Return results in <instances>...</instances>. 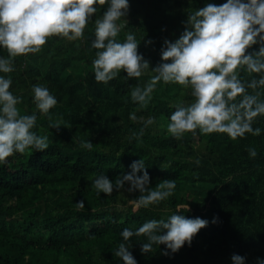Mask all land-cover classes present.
<instances>
[{
    "label": "trees",
    "instance_id": "obj_1",
    "mask_svg": "<svg viewBox=\"0 0 264 264\" xmlns=\"http://www.w3.org/2000/svg\"><path fill=\"white\" fill-rule=\"evenodd\" d=\"M225 2L129 0L128 14L118 22L127 23L117 39L123 42L126 33H133L140 41L139 53L153 68L161 62L164 40L175 41L183 32L188 13ZM106 7L98 8L97 16ZM94 19L83 40L51 37L40 53L15 58L12 73H0L11 77L10 91L21 98L20 113H36L33 131L49 138L46 150L28 149L0 164V264H124L113 255L120 243L130 247L137 264H233V254L246 257L245 264L264 260V116L253 123L261 129L259 136L246 133L233 141L227 134L204 135L197 129L196 135L175 140L167 132L172 105L193 102L190 89L160 82L142 108L131 100V90L151 79V69L138 79L121 72L108 84L97 83L92 69L96 50L91 49ZM149 39L153 43L146 46ZM258 50L259 44L249 52ZM7 55L0 47V57ZM241 76L251 79L243 71ZM33 85L47 87L57 99L50 113L53 121L62 122L59 131L35 108ZM149 117L155 123L139 140L132 138L144 126L141 118ZM82 140H91L93 149L81 148ZM249 148L257 151L255 158ZM140 159L151 188L164 179L175 181L171 197L136 209L133 202L140 193L128 192L127 182L111 195L96 194L93 178L103 174L114 182ZM81 200L85 208L78 211ZM178 208L187 218L209 221L190 246L163 255V244L153 245L151 253L140 251L146 237L123 240L124 228L135 231L145 221L167 220Z\"/></svg>",
    "mask_w": 264,
    "mask_h": 264
},
{
    "label": "clouds",
    "instance_id": "obj_2",
    "mask_svg": "<svg viewBox=\"0 0 264 264\" xmlns=\"http://www.w3.org/2000/svg\"><path fill=\"white\" fill-rule=\"evenodd\" d=\"M107 5L102 15L98 8ZM129 0H0V47L7 50V57H0V73H12L15 58L37 54L51 37L68 41L84 39V30L95 16V39L91 49H95L92 60L94 79L97 83L108 84L121 72L126 78L138 79L151 69L154 75L143 86L131 90V100L146 107L157 84H178L190 89L194 98L190 104L183 102L172 105L174 111L167 125V132L175 140H182L186 133L227 134L235 141L246 133L261 134L253 123L264 116V0H226L216 5L205 6L188 13L184 30L175 41L165 39L160 50L161 62L150 68V62L139 53L138 41L133 33H126L123 42L117 37L126 26ZM152 40L145 41L146 46ZM259 44L258 51H251ZM251 79H245L241 72ZM257 74V76H253ZM11 77L0 76V164L7 158L24 154L28 149L44 151L49 147L47 135H38L33 129L37 115H22L17 107L21 98L11 91ZM249 89L251 92H249ZM33 101L38 112L46 116L50 127L60 130L61 121H53L50 110L57 105V99L47 87L33 85ZM130 119L137 120L135 114ZM140 131L133 132L132 138L139 140L145 129L155 123L154 117L143 120ZM80 147L91 151V140H82ZM249 156L255 158L257 151L248 149ZM197 165L200 160L195 161ZM131 171L117 176L115 181L100 174L91 180L96 194L111 195L114 190L130 184L128 192L139 191L133 202L136 209L159 204L174 194L176 183L164 179L151 188L150 176L143 159L133 161ZM142 175H138L141 173ZM78 211H83V200L76 202ZM189 208L187 207L188 211ZM177 209L164 219L145 221L135 231L124 228L121 236L125 242L131 237L143 236L147 242L141 244L142 253H151L153 245H165L163 255L178 252L186 243L190 246L199 230L206 227L208 220L200 217L187 218ZM218 218L213 219V223ZM126 243H120L113 252L124 264H137ZM233 264H245L246 257L233 254ZM258 264L264 260L257 258Z\"/></svg>",
    "mask_w": 264,
    "mask_h": 264
}]
</instances>
